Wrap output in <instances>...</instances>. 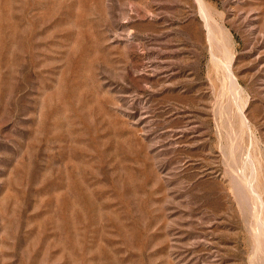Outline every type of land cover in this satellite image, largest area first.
<instances>
[{"label":"rangeland","instance_id":"1","mask_svg":"<svg viewBox=\"0 0 264 264\" xmlns=\"http://www.w3.org/2000/svg\"><path fill=\"white\" fill-rule=\"evenodd\" d=\"M0 264H264V0H0Z\"/></svg>","mask_w":264,"mask_h":264}]
</instances>
